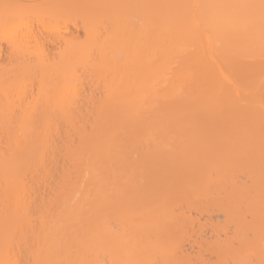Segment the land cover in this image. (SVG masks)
Returning a JSON list of instances; mask_svg holds the SVG:
<instances>
[{"label": "bare ground", "instance_id": "bare-ground-1", "mask_svg": "<svg viewBox=\"0 0 264 264\" xmlns=\"http://www.w3.org/2000/svg\"><path fill=\"white\" fill-rule=\"evenodd\" d=\"M214 211L264 264V0H0V264H204Z\"/></svg>", "mask_w": 264, "mask_h": 264}, {"label": "rangeland", "instance_id": "rangeland-1", "mask_svg": "<svg viewBox=\"0 0 264 264\" xmlns=\"http://www.w3.org/2000/svg\"><path fill=\"white\" fill-rule=\"evenodd\" d=\"M82 3H85V2H82ZM79 5H80V4H79ZM81 5H82V4H81ZM81 5H80V6H81ZM82 6H83V5H82ZM78 8H79V7H78ZM81 8H83V7H81ZM79 10H80V9H79ZM100 26H101V25H100ZM100 28H101V27H100ZM100 28H99V29H100ZM81 32H82V31H81ZM83 33H84V32H83ZM84 34H85V33H84ZM84 34L80 33L81 36L84 35ZM56 35H58V34H56ZM56 35H55L54 33H51V34H50V36H52V37L54 36L53 38H55ZM81 36H80V37H81ZM52 37H51V39H52ZM82 37H84V36H82ZM83 39H84V38H83ZM81 41H82V40H81ZM243 175H244V174H243ZM241 176H242V175H241ZM243 177H244V178H243ZM245 178H246V175H245V176H242L241 178H240V175H239V179H242V182H243V181H246V183L248 184L249 182H247V181H249V180H248L247 178H246V179H247V180H246ZM192 212L196 213L195 211H192ZM214 212H216V211H214ZM194 213H192L194 217H196L195 215L200 216V215H198V214H195V215H194ZM212 213H213V212H212ZM209 214H210V213H209ZM205 215H207V214H205ZM205 215L203 216V215L201 214V216H200V218L203 217L204 219H203V218L200 219L199 217H197V219L199 218L200 221H201V220H204V221H205L206 219H209V222H208V220H207L206 222H204V223H206V226H207V224H208V226H209V224H211V222H210V218H211V219H212V220H211V221H212V224H211V226H209V227L211 228V229H210L211 231L208 229V227H205V226L202 227V228H198V227H197L198 224L196 225V223H197V221H196L195 226H196L197 229L194 228L195 233H197L199 230H201V231H200L199 233H197V236H195V234H193V233H194V232H193L194 230L190 231L191 233L189 232V234L187 235V236H189V235L191 236V234H192V236H191V237L189 236V237L192 239L193 246H192V244H190V246H189V244H188L189 242L192 243L190 238H187V241H185V239H184V241H185V242H188V243H187V244L184 243L183 245H184L185 250H186V253L184 252L186 255H188V256L191 257V255L193 256V254H194L193 257L195 258V252H198V254H201V255L204 257V258H202V260L205 259V262L207 261L208 263L211 264V263H213V262L216 260L215 258H217V257L214 256V255H216V254H214V253L212 254V251L210 252L211 254H206V252H208V251H210V250H207V251H206L205 248H206L207 245L204 246V245L206 244L205 241L208 240V241H207V244L210 242L209 239H211V242L214 241L215 237H214V235H212V234L214 233V230H216L215 228H217V227H215L216 225H213V223L215 222L214 224H218V223H219V224H223L222 222L224 221V217H223L222 214H220V212H218V213L216 212V213H214V214H212V215H208V216H205ZM219 215H220V216H219ZM209 216H210V218H208ZM214 218H215V219H214ZM219 218H220L221 220H220ZM222 219H223V220H222ZM219 220H220V221H219ZM200 221H199V223H200ZM216 222H217V223H216ZM201 223H202V222H201ZM212 225H213V226H212ZM201 226H203V225L201 224ZM232 227H233V226H231V227H227V228L225 229V231H226L225 233H227L226 235H228V233H229V234L231 235V239H232V237H234V235L237 233L235 230H233ZM203 228H205V231H203V230H204ZM206 228H207V230H206ZM219 228H220V227H219ZM212 229H213V230H212ZM217 229H218V228H217ZM220 230H222V229H220ZM220 230H218V231L220 232ZM223 230H224V229H223ZM208 231H209V232H208ZM244 231H245V230H244ZM244 231H243V232H244ZM215 232H216V231H215ZM245 232H246V231H245ZM241 233H242V232H241ZM247 233H248V234H247ZM199 234H201V235H199ZM249 234H250V235H249ZM220 235L224 236L225 234L223 235V233H222V234L220 233ZM246 235H248V237H246V238H250V237H251V239H252V233H251V232H250V233H249V231L246 232ZM193 236H195L194 238H195V239L197 238L198 241H201L202 238H203V240L201 241V244H199L200 242H199V243L197 242V239H196V242H197V243H196L195 240L193 239ZM207 236H208L209 238H208ZM215 236H218L217 233H216ZM240 236H241V237H239V238H240L239 241L241 240L240 242H242L244 245H243V247H242V243L239 244V242L237 241L238 239H236V237H235L234 240H235L236 242L234 241L235 243H233V244H236V243L238 242V243H237V244H238V247L236 246L237 244L235 245V247H234L233 244H231L233 250H232V249H231L232 251L229 250V251H231V253H232L231 255H230V253L228 254V255H230V258H231V256H233V254L235 255V253H236L235 250L237 251V250L239 249V247L242 248V249H245V246H246V248L249 249V247L251 246L250 248H251L252 250L257 248L256 246H255V247L252 246L253 242H252L251 239H246V238H245L246 241L248 240V241L246 242V244H245V239L243 240V237L245 236L244 233H242V235L240 234ZM212 237H213V239H212ZM219 237H221V236H219ZM219 237H217V238H219ZM228 237H230V236L228 235ZM200 238H201V239H200ZM206 238H207V239H206ZM226 238H227V237H226ZM222 239H225V236L222 237ZM228 239H229V238H228ZM228 239H227V240H228ZM188 240H190V241H188ZM215 240H216V239H215ZM217 240H218V239H217ZM219 240H220V239H219ZM250 240H251V242H250ZM184 241H183V242H184ZM228 241H230V240H228ZM228 241H227V242H228ZM232 241H233V239H232L230 242H232ZM204 242H205V243H204ZM230 242H228V243H230ZM203 243H204V244H203ZM247 243H249V244H247ZM210 244H211V243H210ZM183 245H182V248H183ZM201 245L204 246V249H205V250H203V252L206 251L205 253L201 252V250L203 249V248L200 249V248H201V247H200ZM208 245H209V244H208ZM228 245L231 246L230 244H228ZM248 245H250V246L248 247ZM191 246H192V248H190ZM194 247H195V249H194ZM229 248H231V247H229ZM235 248H237V249H235ZM191 249H192V250H191ZM234 249H235V250H234ZM242 249H240V250H241V254H239V255H242L243 260H244V257H245L248 253H252V252H250L251 249L248 250V252L245 250L247 253H246V252H242V251H243ZM182 250H183V249H182ZM185 250H183V251H185ZM198 250H200L201 253H199ZM256 250H258V249H256ZM256 250H255V251H256ZM255 251H254L253 253H254V254H255V253L257 254V251H256V252H255ZM239 252H240V251H237V254H238ZM256 254L254 255V257H253L252 259H251V255L248 254L249 258L251 259V260L248 259L249 261H251V262H249L250 264L254 261L253 259H254L255 257L257 258ZM208 255H209V256H208ZM257 255H258V254H257ZM207 256H208V257H207ZM248 256H247V257H248ZM209 257H210V258H209ZM211 257H212V258L215 257V258H213L214 260H213ZM227 257H228V256H227ZM242 257H240V258H242ZM194 258H192V259L194 260ZM206 258H207V259H206ZM225 258H226V256H225ZM230 258L228 257V259L230 260V262H229L228 260H226V261L224 262L225 259L223 260V262H224V263L227 262L226 264H232L231 260H232V259L234 260V257H232L231 259H230ZM238 258H239V257H238ZM256 258H255V260H256ZM209 259H210L211 261H213V262H211ZM226 259H227V258H226ZM246 259H247V258H246ZM233 260H232V261H233ZM252 260H253V261H252ZM205 262H203V263L205 264ZM207 262H206V263H207ZM221 262H222V261H221ZM228 262H229V263H228ZM236 262H237V261H236ZM236 262H235V263H236ZM245 262H246V261H244V263H245ZM217 263H219V262L217 261ZM217 263H214V264H217ZM224 263H223V264H224ZM246 263H247V262H246ZM255 263H256V261H255ZM220 264H222V263H220ZM252 264H253V263H252Z\"/></svg>", "mask_w": 264, "mask_h": 264}]
</instances>
